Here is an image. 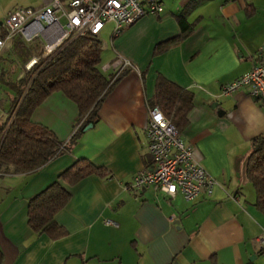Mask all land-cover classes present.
Wrapping results in <instances>:
<instances>
[{
    "label": "crops",
    "instance_id": "1",
    "mask_svg": "<svg viewBox=\"0 0 264 264\" xmlns=\"http://www.w3.org/2000/svg\"><path fill=\"white\" fill-rule=\"evenodd\" d=\"M161 1V15L145 17L102 42L105 76L111 75L105 67L116 54L133 69L111 87L97 122L83 130L72 150L34 173H0L2 264H264V216L254 207L255 191L245 176L251 140L264 135V106L249 96V88L221 95L222 86L262 57L264 0ZM187 7V25L181 26ZM11 10L0 17V38ZM28 70L17 66L14 80ZM158 76L193 94L180 136L217 182L210 196L201 194L190 203L129 189L134 175L152 163L145 125ZM2 86L0 102L7 109L1 123L11 100ZM77 118L76 105L55 92L31 120L66 143ZM78 159L108 176L92 175L69 187V202L54 216V234H35L28 226L29 200Z\"/></svg>",
    "mask_w": 264,
    "mask_h": 264
},
{
    "label": "trees",
    "instance_id": "2",
    "mask_svg": "<svg viewBox=\"0 0 264 264\" xmlns=\"http://www.w3.org/2000/svg\"><path fill=\"white\" fill-rule=\"evenodd\" d=\"M189 11L190 7H187L182 12L181 26L187 25L184 17ZM100 45L101 41L95 35L71 38L53 57L38 60L22 79L14 80L17 66L27 70L32 56H40L42 46L38 41L26 43L20 36L12 39L8 56L0 57L4 62V65L0 63V84L9 88L11 97L7 118L0 124L1 174L36 172L64 151L72 150L83 130L97 122L99 108L111 89L105 91L112 77L101 71ZM128 71L124 70L122 74ZM55 92L73 102L78 111L77 128L66 143L59 141L47 127L31 120L34 110ZM193 98L191 92L158 76L149 106L158 108L180 135L188 123ZM92 175L108 176L103 168L86 159H78L64 170L56 182L29 200V228L37 235L54 234L57 228L54 216L69 202V187ZM245 176L255 191L254 207L264 216V135L251 140Z\"/></svg>",
    "mask_w": 264,
    "mask_h": 264
},
{
    "label": "built area",
    "instance_id": "3",
    "mask_svg": "<svg viewBox=\"0 0 264 264\" xmlns=\"http://www.w3.org/2000/svg\"><path fill=\"white\" fill-rule=\"evenodd\" d=\"M163 12L161 0H42L39 9L15 7L1 24L5 36L0 38V55L10 50L14 37L20 36L26 43H41V54L34 59L37 62L53 57L71 38L99 36L108 23L113 26L112 38H116L124 27ZM62 18L65 23L61 22ZM105 69L112 71L107 91L124 70L133 67L116 54ZM244 88H249V96L264 106V49L259 63L222 86L221 95L229 96ZM145 134L152 163L134 175L129 186L131 191L151 190L155 196L166 199L179 196L188 203L201 194H212L217 182L197 162L193 148L185 144L169 119L156 107L148 111ZM260 243L264 244L263 240Z\"/></svg>",
    "mask_w": 264,
    "mask_h": 264
},
{
    "label": "rangeland",
    "instance_id": "4",
    "mask_svg": "<svg viewBox=\"0 0 264 264\" xmlns=\"http://www.w3.org/2000/svg\"><path fill=\"white\" fill-rule=\"evenodd\" d=\"M42 6V0H0V17L2 18L9 10L15 7H26L32 9H39ZM62 23H65V20L61 19ZM112 30L111 24H107L105 28L102 30V33L98 36L99 40L102 42L110 41ZM4 89L3 86L0 84V101L4 97ZM7 109V106L0 102V124H2V120L4 119V114Z\"/></svg>",
    "mask_w": 264,
    "mask_h": 264
},
{
    "label": "water",
    "instance_id": "5",
    "mask_svg": "<svg viewBox=\"0 0 264 264\" xmlns=\"http://www.w3.org/2000/svg\"><path fill=\"white\" fill-rule=\"evenodd\" d=\"M34 64H36V61L35 60H33L29 65H28V68L30 69ZM92 126L91 125H88L87 127H86V129L88 130V129H90Z\"/></svg>",
    "mask_w": 264,
    "mask_h": 264
}]
</instances>
